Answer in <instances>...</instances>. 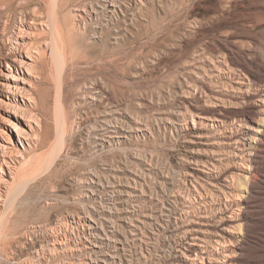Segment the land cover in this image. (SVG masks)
I'll list each match as a JSON object with an SVG mask.
<instances>
[{
	"label": "rangeland",
	"instance_id": "obj_1",
	"mask_svg": "<svg viewBox=\"0 0 264 264\" xmlns=\"http://www.w3.org/2000/svg\"><path fill=\"white\" fill-rule=\"evenodd\" d=\"M100 2L0 0L39 122L28 148L0 105V264H264V0Z\"/></svg>",
	"mask_w": 264,
	"mask_h": 264
},
{
	"label": "bare ground",
	"instance_id": "obj_2",
	"mask_svg": "<svg viewBox=\"0 0 264 264\" xmlns=\"http://www.w3.org/2000/svg\"><path fill=\"white\" fill-rule=\"evenodd\" d=\"M47 1V0H46ZM56 1V0H55ZM110 1V0H109ZM108 0H101L102 4H101V7L103 9H106V10H110V7H112V5H110V2ZM51 2V1H50ZM54 2V1H53ZM100 2V3H101ZM114 2V1H113ZM43 3V2H42ZM54 4V3H53ZM48 5H50L48 3ZM52 5V4H51ZM55 5V4H54ZM52 5V6H54ZM59 5V0H57V3L56 5L54 6L57 7ZM45 6V5H44ZM60 7L62 5H59ZM58 6V7H59ZM91 8V7H90ZM47 9V8H46ZM52 11V8L50 9ZM58 9H56L57 11ZM91 11L89 13H92V14H95L96 13V10L94 8H91L90 9ZM55 11V10H54ZM53 12V11H52ZM110 12V11H108ZM51 13V12H50ZM52 14V13H51ZM85 14V13H84ZM47 15V14H46ZM49 15V14H48ZM47 15V16H48ZM46 17V16H45ZM40 18L38 20H36V23H39V25H41L42 27H46L47 30H53L54 28V23L57 22L56 19L53 21L52 19H49V16L48 18ZM78 17L82 20V16L81 15H78ZM86 17V16H85ZM45 28V29H46ZM54 31V30H53ZM52 31V33H53ZM51 33V34H52ZM54 45V44H53ZM52 45V46H53ZM56 45V43H55ZM55 45L53 47H55ZM53 49V48H52ZM15 50V54L13 56H11L10 58H5V59H0V65L2 64V62L5 63V66L7 68H9L10 66L13 67V69L16 71V72H20L22 73V75H30L29 74V65L30 64H27L25 62V60H29L31 62H34V59L37 57L34 56V54H32L29 50V48L27 49H22L20 48L19 46L17 48L14 49ZM38 52H36L37 54ZM53 53V51L51 52ZM38 55V54H37ZM35 57V58H34ZM36 61V60H35ZM10 65V66H9ZM17 65V66H16ZM17 67V68H16ZM22 69L25 70V72H22ZM19 83H22V84H26L24 82L20 80H15L14 79V82L13 83H10V80L8 82V80H6V78H4L3 80L0 79V105H4L5 107L9 108L10 112L9 114H7V117L9 118L8 120V124H10V126L12 125L13 129H15L16 131V135L19 139V141L21 139L25 140L27 143V147L28 148H31V145H34V143H31V140H38L36 136H32V138L29 137V134L26 133L24 127H27L29 129V132L32 134V135H35L34 132V128L39 126V122L38 120L35 118L36 115H34L32 113V109H29V107H34L35 106V98L33 97L32 93L29 92V90H27L26 88H22V87H19L17 85V82ZM24 81V80H23ZM12 84V85H11ZM261 104L264 105V99L261 100ZM115 105V104H114ZM29 106V107H27ZM36 107V106H35ZM35 113V112H34ZM236 113V112H235ZM106 114V113H105ZM220 114V113H219ZM98 116V115H97ZM239 116V115H238ZM244 116V115H243ZM220 117V116H219ZM218 117V118H219ZM214 118V117H213ZM221 118V117H220ZM244 118V117H243ZM216 120V119H215ZM214 120V121H215ZM242 120V119H241ZM244 120V119H243ZM110 121V120H109ZM218 121V120H217ZM222 121V120H221ZM212 122V121H211ZM237 122V121H235ZM223 123V122H222ZM240 123V122H239ZM238 123V124H239ZM102 124H105V123H102ZM233 124V123H232ZM35 127L33 128L32 126ZM241 124H239V127H240ZM108 126V124L106 125ZM116 126V125H115ZM243 126V125H241ZM101 127V126H100ZM103 127V126H102ZM101 127V128H102ZM117 127V126H116ZM208 127V126H207ZM212 127V126H211ZM99 128V129H101ZM98 129V128H97ZM122 129V128H121ZM225 129V128H224ZM238 129V128H237ZM235 129V130H237ZM241 129V128H240ZM244 130L242 131V137H240V140H236V143L238 144V150L239 151H243L244 149H255L256 146H258V143L260 142V139L259 137H256L254 136V128H243ZM103 130L105 131L104 133H107V134H111L110 137H116L117 139L122 137V133H119L118 130L115 128V127H111V125L109 127H105L103 128ZM233 131V130H232ZM263 131V130H262ZM0 132H1V129H0ZM238 132V131H236ZM37 133V132H36ZM100 133V132H99ZM98 133V134H99ZM103 133V131H102ZM232 133L231 130L229 132V135L225 136V137H228V138H231L233 137L232 136ZM256 133L259 134L261 133V130H256ZM97 134V135H98ZM234 134V133H233ZM239 134V133H238ZM96 135V136H97ZM106 135V134H105ZM125 136V135H124ZM262 136V135H261ZM104 137V135H103ZM101 138V137H100ZM101 140V139H100ZM228 142V141H227ZM234 142V140H233ZM231 143V142H230ZM235 143V144H236ZM31 144V145H30ZM261 144V143H260ZM26 147V148H27ZM7 147L6 145H3V144H0V152H1V157H0V173L1 174H4V166H3V163H7L6 162V158H9V154H11V151L8 150L7 151ZM24 149V148H23ZM25 150V149H24ZM256 151V150H255ZM250 152V151H249ZM247 152V153H249ZM20 153V152H19ZM252 154V153H251ZM248 155V154H247ZM21 156H22V153H21ZM250 156V155H248ZM20 157V156H19ZM250 158H248L249 160ZM250 161V160H249ZM249 165V164H248ZM7 167V165H6ZM247 169V167H245ZM249 170V169H248ZM129 172V171H128ZM119 184V183H118ZM100 185V184H99ZM247 191V190H246ZM126 193V192H125ZM126 195V194H124ZM136 197V196H135ZM0 200L1 199V194H0ZM240 201V200H239ZM168 203V202H167ZM235 204V203H234ZM169 205V204H168ZM236 205V204H235ZM0 206H2L0 204ZM166 206V205H165ZM170 206V205H169ZM5 207V206H4ZM237 207V206H236ZM241 207V206H240ZM6 208V207H5ZM4 208V209H5ZM169 209V207H168ZM236 209V208H235ZM178 210V209H177ZM167 211V210H166ZM169 211V210H168ZM237 211V209H236ZM239 211V210H238ZM129 212V211H128ZM160 214V213H159ZM154 216V215H153ZM149 217V216H148ZM189 224V223H188ZM187 226V225H186ZM193 226V225H192ZM181 227V226H180ZM188 227V226H187ZM189 228V227H188ZM193 228V227H192ZM176 229V228H175ZM183 229V228H182ZM196 229H194L195 231ZM186 232V230H183ZM198 244V243H197ZM196 243H193L191 244L192 246H196L197 245ZM227 247V246H225ZM228 251V249H226ZM231 253V252H230ZM189 260L192 261V264H231L232 262V258H233V254L232 256L230 255H226L225 256V259L224 260H217V259H208L207 257H205L202 253L200 254H195L194 257H192L191 255H189Z\"/></svg>",
	"mask_w": 264,
	"mask_h": 264
}]
</instances>
